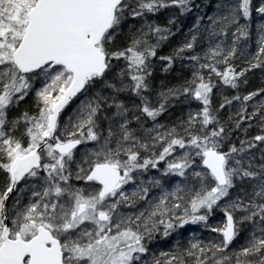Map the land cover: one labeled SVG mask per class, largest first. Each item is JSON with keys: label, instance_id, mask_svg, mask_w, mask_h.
<instances>
[{"label": "snow or ice", "instance_id": "obj_1", "mask_svg": "<svg viewBox=\"0 0 264 264\" xmlns=\"http://www.w3.org/2000/svg\"><path fill=\"white\" fill-rule=\"evenodd\" d=\"M215 7L158 56L200 5L0 0V264H150L148 243L187 224L217 235L154 264H264V86L245 94L264 84V23L248 50L264 0ZM177 63L190 76L157 86Z\"/></svg>", "mask_w": 264, "mask_h": 264}, {"label": "trees", "instance_id": "obj_2", "mask_svg": "<svg viewBox=\"0 0 264 264\" xmlns=\"http://www.w3.org/2000/svg\"><path fill=\"white\" fill-rule=\"evenodd\" d=\"M194 4L200 5V9H193L192 13L187 14L184 17L180 18V30L176 33L174 38H171L170 41L164 45L160 49H158V56L159 55H167L169 54L174 47H176L184 38V34L188 32L189 28L192 27V25L195 22L197 14L201 15L203 17L204 23L206 24L208 22L207 18L210 15H213L216 11V4L220 3L221 0H193ZM256 2V0H254ZM163 19V17H161ZM249 23V31H250V39H249V48L248 50L252 53L256 51L257 46V40L259 38V33L257 31V25L264 23V17H261L257 15L254 11L252 14L251 20ZM127 29V25H125V30ZM198 51L200 48L198 47ZM237 63H241L240 60H237ZM190 76V73L187 72V70H184L183 72L180 70V65L177 63L173 66V70L165 73L162 70V66H158L156 69L155 77H156V84L159 86L161 82L166 84L167 86L171 87L174 85H177L180 81H182L184 78ZM250 85L247 86L245 90V94L247 91H255L257 88L264 86L261 82V75L259 71H256L254 75H250ZM226 95H234L235 93H232L230 90L225 93ZM30 97L26 99L25 103L23 105H20L19 111H23L28 106L26 103L29 101ZM214 107L219 106L220 99L219 97H214ZM25 107V108H24ZM237 106H233V108L230 110L228 107H225V109L221 112V118L222 120H227L228 116L230 114V111L234 112L236 110ZM19 111H16V109L13 110L15 114H17ZM171 115L165 114L163 118L161 119L162 122H167L169 120H174L176 117H179L181 115L180 109H169ZM251 111V107H249V112ZM251 135H255L259 132V129L256 127H253L249 130ZM236 135L242 136L241 133H237ZM236 135H234V139L236 138ZM223 219V213L220 211L215 212L212 216L209 217V225L215 226L218 223H220ZM179 234V235H178ZM196 236V238L207 241L211 237H214L217 235V233L210 232L209 229L204 228L201 225L193 224L191 227L189 224L185 225L181 229H177L176 232H173L169 237L165 238L162 236V234H157L155 239L148 243L149 253L153 256L154 260L156 258H160L161 252H170L174 249V246L176 242L179 240L181 244H187L188 240ZM244 235L241 234V236L236 240V246L243 243Z\"/></svg>", "mask_w": 264, "mask_h": 264}, {"label": "rangeland", "instance_id": "obj_3", "mask_svg": "<svg viewBox=\"0 0 264 264\" xmlns=\"http://www.w3.org/2000/svg\"><path fill=\"white\" fill-rule=\"evenodd\" d=\"M29 97H30V99H29V101L26 103V104L28 105L26 108H28V109H30V108L32 107V97H31V96H29ZM29 97H27L26 99H28ZM26 99H25V101H26ZM25 101L22 102L21 105H23V103H25ZM77 103H79V101H76L75 103L71 104V105L66 109V111H65V113H64V118H66L67 115L70 114V113L72 112L73 108L76 107V104H77ZM24 108H25V107H24ZM16 111H19V110L16 109ZM19 112H20V111H19ZM12 114H15V112H13ZM17 114H18V113H17ZM161 123H164V122L161 121ZM160 168H161V170L163 169V164L160 165ZM148 175H157V176H158L159 173H158L156 170H150V172L148 173ZM177 179H179V178H172V179L169 181V183H175V181H176ZM2 183H3V181H0V185H2ZM126 190L130 192V191H131V188L128 187V186H126ZM154 192H155V190H154ZM189 225H190V227H191L193 224H189ZM198 225H200V224H198ZM201 226H202V225H201ZM145 259L148 260V261L150 262V264H154V261H155V260H154L153 256L150 255L149 252L146 254Z\"/></svg>", "mask_w": 264, "mask_h": 264}]
</instances>
